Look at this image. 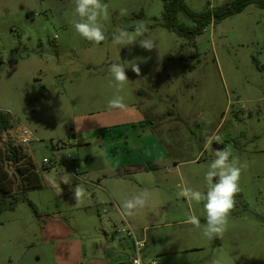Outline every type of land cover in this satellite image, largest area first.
<instances>
[{
	"label": "rangeland",
	"instance_id": "rangeland-1",
	"mask_svg": "<svg viewBox=\"0 0 264 264\" xmlns=\"http://www.w3.org/2000/svg\"><path fill=\"white\" fill-rule=\"evenodd\" d=\"M184 1L203 12L236 0ZM103 2L106 39L96 45L71 23L74 0H0V113L11 119L0 147L19 145L17 130L27 127L35 140L24 149L44 181L0 215V264H118L126 259L124 240L113 234L124 222L145 231V255L159 264H214L222 257L226 264H264V9L252 4L189 39L165 27L164 0ZM140 21L156 48L112 43L118 28L134 34ZM137 58L139 75L127 68ZM112 63L127 68L129 81L119 90ZM117 96L126 107L109 109ZM214 134L223 144L206 148ZM224 147L242 167L240 192L223 236L210 240L187 222L195 215L206 223L204 202L177 193L181 185L206 192L213 150ZM45 158L52 165L46 171ZM127 162L144 170L129 172L121 166ZM102 173L120 193L122 213L124 201L144 191L146 206L133 216L117 213L115 222L109 204L101 216L96 204L88 208L89 198L104 194L89 183L98 185ZM79 185L84 195L77 203Z\"/></svg>",
	"mask_w": 264,
	"mask_h": 264
},
{
	"label": "clouds",
	"instance_id": "clouds-1",
	"mask_svg": "<svg viewBox=\"0 0 264 264\" xmlns=\"http://www.w3.org/2000/svg\"><path fill=\"white\" fill-rule=\"evenodd\" d=\"M75 8L74 15L71 21L76 33H78L85 40L99 45L106 39L104 26L101 23V18L107 19L108 5L103 0H74ZM122 16L128 15L126 8L120 9ZM150 29L148 24L140 21L134 28V34H129L125 29L118 28L112 36V43L114 45L127 47L135 43L147 51L156 48L155 41L148 35ZM140 58L133 61H127L128 67L139 75L141 69L137 62ZM122 63H112L108 69L115 80V87L119 90L123 87L125 82L129 81L126 75V69ZM109 109L126 107L124 98L117 96L110 100L107 104ZM223 144L221 135L214 134L208 137L205 143L206 148H211L212 143ZM213 159L209 165V169L205 175L207 183V191L203 192L191 187L180 186L177 193L179 197L185 198L189 203L195 201L197 203L204 202V209L206 212V223L201 226L200 220L195 215L188 217L187 222L193 224L197 228L202 227L203 235L208 239L215 237H222L226 230L227 219L231 211L236 205V195L240 192L239 181L241 177L242 167L239 161L232 157L230 147H224L220 150H213ZM214 178L215 182H214ZM70 177L65 179V183L69 182ZM84 195L82 186L75 188V197L77 203ZM149 199L147 191L133 195L126 199L123 203V215L133 216V214L146 206ZM151 264H159V261L153 259ZM214 264H226L224 258H219L214 261Z\"/></svg>",
	"mask_w": 264,
	"mask_h": 264
},
{
	"label": "trees",
	"instance_id": "trees-1",
	"mask_svg": "<svg viewBox=\"0 0 264 264\" xmlns=\"http://www.w3.org/2000/svg\"><path fill=\"white\" fill-rule=\"evenodd\" d=\"M252 4L264 9V0H236L216 10L195 12L184 0H164V25L180 37L193 39L202 35L209 25L240 14ZM179 14L192 20L195 26L181 24ZM10 127L9 114L0 113V135ZM51 167L46 165L44 171ZM43 187L42 173L33 157L25 152L23 145L11 142L0 147V215L5 211H15L20 202L27 200L26 195L29 191ZM28 203L36 211L35 205L31 201Z\"/></svg>",
	"mask_w": 264,
	"mask_h": 264
},
{
	"label": "built area",
	"instance_id": "built-area-1",
	"mask_svg": "<svg viewBox=\"0 0 264 264\" xmlns=\"http://www.w3.org/2000/svg\"><path fill=\"white\" fill-rule=\"evenodd\" d=\"M35 140L33 133L25 126H21L17 130L16 141L19 145H28ZM44 163L50 166V161L45 158ZM76 168V172H78ZM116 237H123L124 241H120L122 245V253L126 259L118 264H151L152 259H148L145 252L148 247V239L145 231L138 234L132 225L124 222L121 226L115 229ZM111 264V263H102Z\"/></svg>",
	"mask_w": 264,
	"mask_h": 264
},
{
	"label": "crops",
	"instance_id": "crops-1",
	"mask_svg": "<svg viewBox=\"0 0 264 264\" xmlns=\"http://www.w3.org/2000/svg\"><path fill=\"white\" fill-rule=\"evenodd\" d=\"M167 160L170 159V155L167 152L166 153V157ZM122 168L127 169V171L129 172H141L144 169L141 167L142 165L139 163H135V162H127L124 163L123 165H121ZM157 170V169H155ZM118 173H120V168H117ZM98 181V185H96L94 182L95 180H90L89 183H93L94 186L98 187L99 192L103 191L104 194L103 195H97L95 194L92 198H89L90 201V206L88 208L91 209V205L92 204H96L97 207H99L98 212L99 215L101 216L102 214H106L108 213V211L104 208L105 205L109 204L111 206V211L109 212V220L112 222H115L118 220L117 217V213L121 214L122 218H123V213L121 212V202H120V197L119 194L117 193L116 190L114 188H111L110 184L112 183L111 181H108V176L105 175L104 173L101 174V176H99L97 178ZM104 196H106V201L104 199ZM121 224V223H120ZM119 224V225H120ZM110 225V224H108ZM118 227V226H116ZM106 232V230H105ZM115 236V233L113 234ZM113 238V236H112ZM116 238V236H115ZM114 238V239H115ZM108 239V236H107Z\"/></svg>",
	"mask_w": 264,
	"mask_h": 264
}]
</instances>
